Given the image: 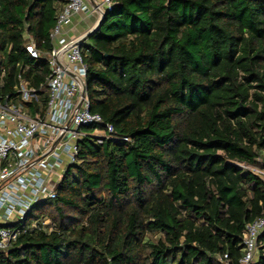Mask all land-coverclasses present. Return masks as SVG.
I'll return each instance as SVG.
<instances>
[{
  "label": "trees",
  "instance_id": "16d2710c",
  "mask_svg": "<svg viewBox=\"0 0 264 264\" xmlns=\"http://www.w3.org/2000/svg\"><path fill=\"white\" fill-rule=\"evenodd\" d=\"M67 2L0 0L4 91L45 80L24 33L50 51ZM83 56L91 111L130 140L81 139L0 264H241L264 216V177L234 164L264 170V0H114Z\"/></svg>",
  "mask_w": 264,
  "mask_h": 264
},
{
  "label": "built area",
  "instance_id": "2783aa9c",
  "mask_svg": "<svg viewBox=\"0 0 264 264\" xmlns=\"http://www.w3.org/2000/svg\"><path fill=\"white\" fill-rule=\"evenodd\" d=\"M113 4L114 0H68L50 33V51L42 53L31 35L24 33L30 56L48 61L45 80L35 86L22 72L7 91L0 81V251L38 227L37 222L28 223L30 213L39 203L57 197V185L66 168L76 162L79 141L88 133L100 144L106 138L130 140L116 135L112 124L91 111L84 42L81 37L67 38L63 30L73 15L86 13L100 19ZM90 126H95L93 132L87 131ZM234 164L264 177L257 166ZM263 232L264 216L247 223L241 264H253Z\"/></svg>",
  "mask_w": 264,
  "mask_h": 264
},
{
  "label": "crops",
  "instance_id": "0c3cea01",
  "mask_svg": "<svg viewBox=\"0 0 264 264\" xmlns=\"http://www.w3.org/2000/svg\"><path fill=\"white\" fill-rule=\"evenodd\" d=\"M94 0H91L93 3ZM98 17H90L86 13H77L73 15L64 26V35L67 38H78L90 31L98 22Z\"/></svg>",
  "mask_w": 264,
  "mask_h": 264
},
{
  "label": "water",
  "instance_id": "95a60500",
  "mask_svg": "<svg viewBox=\"0 0 264 264\" xmlns=\"http://www.w3.org/2000/svg\"><path fill=\"white\" fill-rule=\"evenodd\" d=\"M105 15L106 13L102 11V16L98 20V22L94 25V27L90 31H88L85 35H83L79 39V41L85 42L90 36H92L102 26Z\"/></svg>",
  "mask_w": 264,
  "mask_h": 264
},
{
  "label": "rangeland",
  "instance_id": "374dc122",
  "mask_svg": "<svg viewBox=\"0 0 264 264\" xmlns=\"http://www.w3.org/2000/svg\"><path fill=\"white\" fill-rule=\"evenodd\" d=\"M101 130V129H100Z\"/></svg>",
  "mask_w": 264,
  "mask_h": 264
}]
</instances>
